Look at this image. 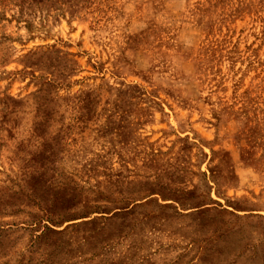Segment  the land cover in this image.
<instances>
[{"label": "rangeland", "instance_id": "374dc122", "mask_svg": "<svg viewBox=\"0 0 264 264\" xmlns=\"http://www.w3.org/2000/svg\"><path fill=\"white\" fill-rule=\"evenodd\" d=\"M0 264H264V0H0Z\"/></svg>", "mask_w": 264, "mask_h": 264}]
</instances>
